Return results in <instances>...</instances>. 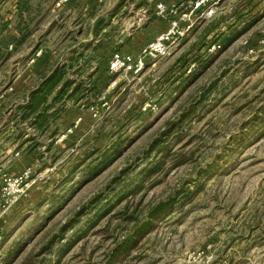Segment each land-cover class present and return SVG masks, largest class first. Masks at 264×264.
Returning <instances> with one entry per match:
<instances>
[{"label":"rangeland","instance_id":"1","mask_svg":"<svg viewBox=\"0 0 264 264\" xmlns=\"http://www.w3.org/2000/svg\"><path fill=\"white\" fill-rule=\"evenodd\" d=\"M113 1L4 10L0 264H264V0H219L129 72L113 48L153 5ZM58 69L44 124L20 118Z\"/></svg>","mask_w":264,"mask_h":264},{"label":"built area","instance_id":"2","mask_svg":"<svg viewBox=\"0 0 264 264\" xmlns=\"http://www.w3.org/2000/svg\"><path fill=\"white\" fill-rule=\"evenodd\" d=\"M67 1V0H62ZM219 0H195L192 2L191 8L183 13H179L176 9H167L163 2H159L155 6V13L168 15L165 27L154 37L148 41L140 50L139 55L134 57L130 54L115 52L109 60L110 71L129 72L139 70L143 66V60H158L166 57L177 39L183 36L189 29L190 25L184 28L180 27L181 20L189 21L190 18L195 20L210 17L213 9Z\"/></svg>","mask_w":264,"mask_h":264},{"label":"crops","instance_id":"3","mask_svg":"<svg viewBox=\"0 0 264 264\" xmlns=\"http://www.w3.org/2000/svg\"><path fill=\"white\" fill-rule=\"evenodd\" d=\"M31 2V0H0V23H3L5 22L7 19L5 18V14H4V10H7V11H11V14L13 17H15L17 15V12H16V8L18 5H21L23 2ZM61 3L62 2H65V1H62V0H59ZM131 1L133 0H114L113 1V6L116 7V6H120V5H123L124 4H130ZM146 2V6H152L153 8V12H154V17L149 21L147 22L146 26L143 27V28H139L136 30V33L135 35L130 38V39H125L124 42H122L119 46V48L117 47H114L113 49H120L121 52L123 53H126V54H130L134 57H136L140 50H141V47L143 46V44H145L148 40H150L152 37H154V35L158 32H160L166 25L167 23V16L165 15H161V14H156L155 13V6L157 3L159 2H167L165 4H171L173 1L175 0H140L139 2ZM192 0H179L177 3H175L176 7L178 6L179 10L183 11L184 9H186L190 2ZM72 2V1H71ZM50 4V3H49ZM149 10V13H150V9ZM16 12V13H15ZM11 16V15H10ZM203 19H199L197 22H191L190 21H182L181 23L184 24L185 26L187 25H190L189 29H188V34L197 26V24H199ZM5 32H6V29H2L0 31V38H4L5 37ZM142 34H143V37H142ZM145 38V39H143ZM78 49V48H77ZM112 49V50H113ZM111 55V52L109 53Z\"/></svg>","mask_w":264,"mask_h":264},{"label":"trees","instance_id":"4","mask_svg":"<svg viewBox=\"0 0 264 264\" xmlns=\"http://www.w3.org/2000/svg\"><path fill=\"white\" fill-rule=\"evenodd\" d=\"M23 4H25V3H23ZM17 8H18V11H19V12H17L18 15L19 14L21 15L22 9H24V8L27 9V6L21 4V5H18ZM2 29H5V27L1 28L0 31ZM19 41L20 40L17 39V40H14L13 42H14V44H17V43H19ZM63 74H65L64 70H59V69L56 70L51 75V77H49V79H48L49 83L48 84H44L43 83L37 89H35V90H33V91H31L29 93V98H28L27 102L20 107V109L23 110V115H21L20 118L25 119V118L29 117V114H31V115L33 114V115H35L34 116L35 117L34 118V123L38 122L37 123L38 126H42L44 124L45 119L48 117V115H46V113L44 112V109H48L49 107H51L53 105L54 101L58 98L57 97L58 94L63 93L64 89H61V91H57L55 93V95L51 96V98H50L51 102L50 103H48L46 105H44V103H46L47 98L49 97V95L53 91L54 85L57 83V81L59 80V78ZM78 88H79L78 86L75 87L74 90L71 91V94H74L77 91ZM40 105H41V109H43V110L40 113H35L36 111H38V108H39ZM136 241H137V238L135 236L132 237V235H129L127 237V241H125L124 243H122V245L117 247L116 250L119 251V249H123V244L128 245V247L131 246V245H134L136 243ZM112 255H114L113 257L115 258V256H117V253L114 254V252H113ZM114 258L112 260H108L107 264H112ZM20 264H34V259L27 257V258L23 259L20 262Z\"/></svg>","mask_w":264,"mask_h":264}]
</instances>
